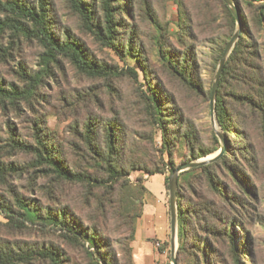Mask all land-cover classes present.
I'll return each mask as SVG.
<instances>
[{"label": "rangeland", "instance_id": "1", "mask_svg": "<svg viewBox=\"0 0 264 264\" xmlns=\"http://www.w3.org/2000/svg\"><path fill=\"white\" fill-rule=\"evenodd\" d=\"M0 1H15L38 10L43 3L55 35L62 40L70 35L84 47L90 59L114 68L113 72L119 71L112 77H90L61 55L51 63L48 72H44L43 55L47 49L38 39L27 38L13 27H5L0 32L2 84L25 88L31 84L28 78L41 76L42 79L29 100L22 101L17 107L0 105V162L11 168L8 174L0 172V244L13 246L18 252L55 247L63 254V264H95L87 252V249L93 251L89 242H84L85 247L75 244L64 232L31 213L32 209L46 213L49 208L69 206L85 226L96 227L104 237L110 238L119 264H132L128 252V247L132 246L130 227L124 225L116 210L106 204L107 195L102 188L57 182L47 175L46 168L32 164L37 159L34 154L11 147L13 139L36 145L39 129L44 140L59 145L63 157L72 167L83 165L88 169V164L76 155L73 144H82L78 132H85L93 119L97 121L101 141L104 140L103 128L117 121L125 140L124 157L128 160L136 156L153 169L160 167L169 179L180 166L217 155L222 148L217 133L221 132L226 139L228 164L239 167L244 176V180H238L223 170L224 191L230 194L234 205L224 204L208 192L204 181L194 179L200 171L183 174L180 182L185 185L189 179L193 180L198 196L218 201L229 217L241 221L242 227L235 226L231 234L240 249L245 248L241 250L243 264H264V28L258 22L264 12V0H234L241 11V20L242 16L246 19L242 27L248 36L246 49L251 54H248L246 67H232L222 87V98L233 119L232 135L222 130L216 122V108L214 112L211 109L222 49L238 30V23L232 22L228 14L231 8L224 0H122L119 7L115 3L118 24L124 26L118 32L119 49L100 41L70 0ZM83 1L93 12V26L97 27L99 23L104 26V0ZM121 9L125 10L124 14ZM12 16L0 5L1 23ZM183 22L186 28H183ZM131 45L142 63L125 53ZM165 55L179 59L187 56L195 64L194 74L198 78L195 86L187 85L175 74L165 61ZM150 83L166 102L170 121L180 125H174L171 130V135L178 137L170 150L164 148L162 129L151 115ZM186 133L194 137L198 149H220L208 157L194 158L202 151L191 152L184 136ZM96 171L89 168L93 175ZM149 178L140 170L133 171L130 176L131 196L137 201V210L145 196L139 185L146 186ZM147 185L162 184L152 178ZM166 189L170 210L169 189ZM185 192L197 201L196 194L188 186ZM17 198L26 204V209L20 208ZM236 199L241 201L240 205L235 204ZM147 200L153 204L154 198L149 196ZM5 206L11 208L10 212ZM24 211L30 221L18 214ZM9 215L24 224L13 222ZM169 219L168 242H153L160 254L151 264H173L170 211ZM225 243H220L219 247L226 257V264H236L230 254V245ZM178 248L177 237V256ZM208 253V263L215 264V254ZM32 264L49 263L35 260Z\"/></svg>", "mask_w": 264, "mask_h": 264}, {"label": "trees", "instance_id": "2", "mask_svg": "<svg viewBox=\"0 0 264 264\" xmlns=\"http://www.w3.org/2000/svg\"><path fill=\"white\" fill-rule=\"evenodd\" d=\"M70 2L72 7L82 15L86 24L91 28V32L100 41L119 49V45H117L120 42L118 32L124 26L118 24L120 22L115 15V3L119 7L120 4H123L122 0L103 1L102 7L104 9L105 25L102 26L99 23L97 27L93 26V12H90L86 8L87 5H85L83 0H70ZM0 5L5 7L13 15L11 18L7 17L4 22H0V32L5 27H13L27 38L38 39L47 49L43 55L44 72H48L51 63L56 62L61 55L68 57L81 72L90 77H112L116 76L119 72L117 70L113 72L115 70L114 68L100 64L92 58L90 59L84 47L76 40H73L70 35L67 34V38H64V40L55 35L52 31L48 15L46 14L48 9L43 3L40 5V10L35 7H28L25 4H19L15 1H9L7 3L0 1ZM120 12L124 14L125 10L121 9ZM228 14L232 22L235 23L236 19L229 9ZM245 20L242 16L243 25L245 24ZM258 22L264 28V12L259 16ZM183 23V28H186V23ZM248 44V36L243 30L222 74L221 86L216 100V115L219 125L227 135L234 133L232 129L233 119L229 115V109L222 98V87L232 67H246L248 65V63L246 64L249 60L248 54H251L246 49ZM226 47L222 49L221 56H223ZM125 53L133 56L142 63L139 59L140 56L134 54L132 45ZM163 57L171 68H173L177 76L187 85L195 86L198 82L197 75L194 74L195 64L187 56L181 59L170 55ZM145 76L148 77L146 73ZM28 80L31 84L25 88H19L17 85L4 86L2 81H0V105L4 106V108H8L9 105L17 107L22 101L32 98L35 94L34 91L39 88L42 79L41 76H36L34 78L30 77ZM150 85L149 88L152 91V95H149L148 100L151 105V115L155 118L157 126L162 129L164 148L170 150L174 140L178 137L177 135V137L171 135V130L174 125H180L177 121H175L176 123L170 121L167 116L168 107L166 102L159 95V92L152 88V83ZM119 126L117 121L108 123L103 128L105 133L104 140L102 141L96 120L93 121L92 119L87 124L85 132H78L82 144L74 143L73 148L76 149V155L81 162L88 164V169H85L83 165L81 167L79 165L72 167L63 157L59 145L54 144L52 141L44 140V135L40 133L39 129L38 135L36 136V145L13 139V145L11 147H17L21 151L34 154L37 159L32 164L46 168L47 175L54 178L57 182L102 188L107 195H105L107 199L106 204L110 206L111 210H116L115 213L117 212V216L121 218L124 225L130 227V240L131 244H133L136 239L138 221L144 214L145 197L148 189L145 185H139L145 193V196L142 198L138 206L140 208L137 210V201L131 196L133 185L131 184L130 176L133 171L139 170L145 172L149 177L157 174L165 175V172L160 167L154 169L149 167L145 161L136 156H131L127 160L124 154H122L125 140L122 136V129ZM184 136L188 140L191 152L194 153L196 150L202 151L201 155L194 156V158L208 157L220 149L219 147L212 150L198 149L195 146L192 135L190 136L189 133H186ZM214 139L217 145H219V140L216 137ZM228 160L229 155L226 151L216 162L180 174L178 190V264H209V251L215 254V264H226V257L222 255L219 247L220 243L226 244L225 242H228L230 245V254L234 262L236 264H243L241 250L243 251L245 248L242 247L240 249V244L236 243L234 236L231 234V230L235 226L242 227V222L229 217L225 207L221 206L218 201L206 198L204 195L198 196L197 191L194 189L193 180L189 179L185 185H182L180 182L183 174L200 171L194 179L204 181L209 193L222 200L224 204L233 206L234 203L231 202L233 199L230 197V194L224 191L226 184L222 180V177H225L223 170L238 180H244V176L239 171V167L229 165ZM89 168L97 169L96 175L90 173ZM15 169L18 168L15 167ZM172 169L174 170L173 167ZM9 171H11V168L0 162V172L8 174ZM99 172H102L104 176L102 177ZM239 176H242V179ZM165 185L169 189V178H165ZM186 186L196 194L197 201L187 196L185 192ZM17 202L20 204L21 209H26V204L20 198H17ZM235 204L240 205L241 201L236 199ZM5 208L10 212V207L5 206ZM31 213L35 218L41 221H47L50 226L64 232L65 237L69 241L80 244L83 247L86 245L84 242H89L90 248L93 251L87 249V252L90 258L96 262L95 264H119L110 238L104 237L103 233L96 227L90 228L85 226L84 222L76 217L73 209L69 206L55 210L49 208L46 213L32 209ZM18 214L24 217L26 221L31 220L26 211ZM9 218L13 222L24 224V221L12 215H9ZM163 251L164 249H161V252ZM128 252L131 263L134 264L132 246L128 247ZM35 260H43L49 264H63L64 257L61 251L55 247L31 248V250L28 249L18 252L13 246H8L4 243L0 244V264H32Z\"/></svg>", "mask_w": 264, "mask_h": 264}, {"label": "crops", "instance_id": "3", "mask_svg": "<svg viewBox=\"0 0 264 264\" xmlns=\"http://www.w3.org/2000/svg\"><path fill=\"white\" fill-rule=\"evenodd\" d=\"M152 178H157L162 185H147ZM146 188L148 193L145 197L144 214L138 221L136 239L132 244L136 264H151L157 254H160L153 242L159 240L166 243L170 234V210L165 176L161 174L151 176L146 180ZM149 196L154 198L153 204L148 202Z\"/></svg>", "mask_w": 264, "mask_h": 264}, {"label": "water", "instance_id": "4", "mask_svg": "<svg viewBox=\"0 0 264 264\" xmlns=\"http://www.w3.org/2000/svg\"><path fill=\"white\" fill-rule=\"evenodd\" d=\"M225 3L231 8L232 14L235 17L237 23H238V30L234 34L233 38L227 45L225 52L221 58L219 69L216 75V80L213 85V90H212V97H211V109L214 112L216 108V94H217V89L221 80V76L224 71V67L233 52L236 44L238 43L243 27H242V20H241V11L239 7L235 4L234 0H224ZM217 119V117H216ZM218 123V120H216ZM219 124V123H218ZM218 137L220 138L222 142V148L220 152L215 155L212 159H206V160H201V161H196V162H191L188 164H184L180 166L174 173L172 174L171 178L169 179V198H170V214H171V233H172V238H171V249H172V262L173 264H178V259H177V237H178V190H179V177L180 174L192 170L195 168H200L202 166H206L208 164H212L219 160L227 151L226 148V139L224 135L221 132L217 133Z\"/></svg>", "mask_w": 264, "mask_h": 264}, {"label": "bare ground", "instance_id": "5", "mask_svg": "<svg viewBox=\"0 0 264 264\" xmlns=\"http://www.w3.org/2000/svg\"><path fill=\"white\" fill-rule=\"evenodd\" d=\"M213 158V157H212ZM212 158H210V159H212Z\"/></svg>", "mask_w": 264, "mask_h": 264}]
</instances>
